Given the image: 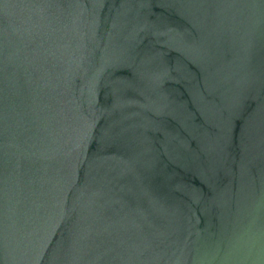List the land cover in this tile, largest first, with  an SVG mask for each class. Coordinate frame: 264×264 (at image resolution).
<instances>
[{
	"label": "water",
	"instance_id": "95a60500",
	"mask_svg": "<svg viewBox=\"0 0 264 264\" xmlns=\"http://www.w3.org/2000/svg\"><path fill=\"white\" fill-rule=\"evenodd\" d=\"M0 264H264V0H0Z\"/></svg>",
	"mask_w": 264,
	"mask_h": 264
}]
</instances>
